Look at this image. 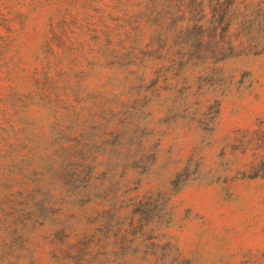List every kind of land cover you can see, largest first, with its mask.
I'll return each mask as SVG.
<instances>
[{
    "label": "rangeland",
    "instance_id": "obj_1",
    "mask_svg": "<svg viewBox=\"0 0 264 264\" xmlns=\"http://www.w3.org/2000/svg\"><path fill=\"white\" fill-rule=\"evenodd\" d=\"M0 264H264V0H0Z\"/></svg>",
    "mask_w": 264,
    "mask_h": 264
}]
</instances>
